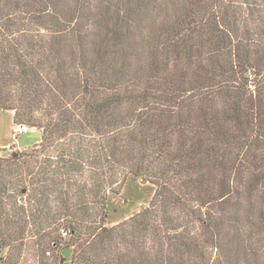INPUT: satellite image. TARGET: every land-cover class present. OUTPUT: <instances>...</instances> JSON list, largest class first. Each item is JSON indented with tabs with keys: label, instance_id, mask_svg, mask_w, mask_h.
<instances>
[{
	"label": "trees",
	"instance_id": "1",
	"mask_svg": "<svg viewBox=\"0 0 264 264\" xmlns=\"http://www.w3.org/2000/svg\"><path fill=\"white\" fill-rule=\"evenodd\" d=\"M0 111V264H264V0H0Z\"/></svg>",
	"mask_w": 264,
	"mask_h": 264
},
{
	"label": "rangeland",
	"instance_id": "2",
	"mask_svg": "<svg viewBox=\"0 0 264 264\" xmlns=\"http://www.w3.org/2000/svg\"><path fill=\"white\" fill-rule=\"evenodd\" d=\"M41 135L37 128L15 124L12 111H0V155L7 156L13 150L32 148L40 143ZM154 192L155 185L150 181L130 180L109 207L108 224L113 225L138 212L149 204ZM65 253L70 255L69 251Z\"/></svg>",
	"mask_w": 264,
	"mask_h": 264
},
{
	"label": "water",
	"instance_id": "3",
	"mask_svg": "<svg viewBox=\"0 0 264 264\" xmlns=\"http://www.w3.org/2000/svg\"><path fill=\"white\" fill-rule=\"evenodd\" d=\"M146 182H147V180H146V179H143V180H142V183H146Z\"/></svg>",
	"mask_w": 264,
	"mask_h": 264
}]
</instances>
